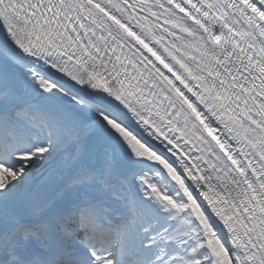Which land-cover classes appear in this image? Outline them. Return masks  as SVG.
I'll return each mask as SVG.
<instances>
[{"label": "snow or ice", "instance_id": "obj_1", "mask_svg": "<svg viewBox=\"0 0 264 264\" xmlns=\"http://www.w3.org/2000/svg\"><path fill=\"white\" fill-rule=\"evenodd\" d=\"M0 264H264V0H0Z\"/></svg>", "mask_w": 264, "mask_h": 264}]
</instances>
